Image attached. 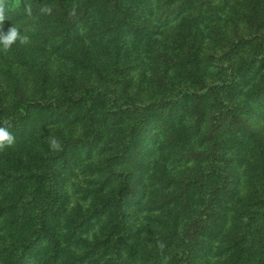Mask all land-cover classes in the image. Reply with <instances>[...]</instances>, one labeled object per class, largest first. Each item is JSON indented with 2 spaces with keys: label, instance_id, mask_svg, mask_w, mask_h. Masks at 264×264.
Instances as JSON below:
<instances>
[{
  "label": "trees",
  "instance_id": "16d2710c",
  "mask_svg": "<svg viewBox=\"0 0 264 264\" xmlns=\"http://www.w3.org/2000/svg\"><path fill=\"white\" fill-rule=\"evenodd\" d=\"M0 9V264H264V0Z\"/></svg>",
  "mask_w": 264,
  "mask_h": 264
},
{
  "label": "clouds",
  "instance_id": "9594fccd",
  "mask_svg": "<svg viewBox=\"0 0 264 264\" xmlns=\"http://www.w3.org/2000/svg\"><path fill=\"white\" fill-rule=\"evenodd\" d=\"M44 14H51L52 9L45 7L41 9ZM8 17L5 15L2 9H0V23L6 22ZM19 42L22 45H27L31 42L30 35L26 30H21L17 26H12L7 33L0 31V50L8 51ZM15 143V137L3 127H0V150H4L13 146ZM49 147L53 150H59L61 147L60 142L55 137H50L48 140Z\"/></svg>",
  "mask_w": 264,
  "mask_h": 264
}]
</instances>
